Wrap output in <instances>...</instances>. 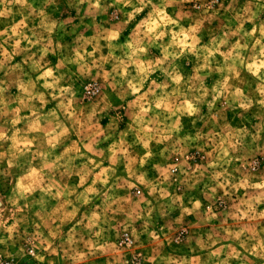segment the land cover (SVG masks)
Wrapping results in <instances>:
<instances>
[{
  "label": "clouds",
  "instance_id": "clouds-1",
  "mask_svg": "<svg viewBox=\"0 0 264 264\" xmlns=\"http://www.w3.org/2000/svg\"><path fill=\"white\" fill-rule=\"evenodd\" d=\"M264 264V0H0V264Z\"/></svg>",
  "mask_w": 264,
  "mask_h": 264
},
{
  "label": "rangeland",
  "instance_id": "rangeland-1",
  "mask_svg": "<svg viewBox=\"0 0 264 264\" xmlns=\"http://www.w3.org/2000/svg\"><path fill=\"white\" fill-rule=\"evenodd\" d=\"M98 264H104V262L103 261H100V262H98Z\"/></svg>",
  "mask_w": 264,
  "mask_h": 264
}]
</instances>
